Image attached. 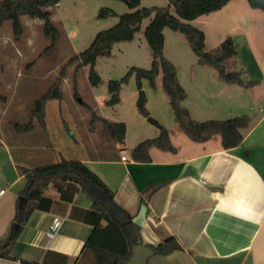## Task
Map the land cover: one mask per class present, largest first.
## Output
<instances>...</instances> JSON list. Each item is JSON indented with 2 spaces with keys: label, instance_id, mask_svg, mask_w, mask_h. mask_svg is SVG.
Segmentation results:
<instances>
[{
  "label": "crops",
  "instance_id": "crops-1",
  "mask_svg": "<svg viewBox=\"0 0 264 264\" xmlns=\"http://www.w3.org/2000/svg\"><path fill=\"white\" fill-rule=\"evenodd\" d=\"M228 2L189 22L208 24L206 18L221 12ZM237 27V35L230 36L237 51L232 68L240 69L243 82L254 81L252 85L226 82L218 74L204 71L203 66L209 65L199 63L200 71L187 74L184 84L176 67L178 81L186 91L182 104L196 120L246 114L241 106L243 90L258 88L257 93L264 94L262 28L252 35L247 27L240 24ZM204 35L206 43L205 32ZM248 66L254 69L249 76ZM159 81L160 85L156 76L155 85L151 86L147 79H142L141 85L148 113L167 129L174 150L152 146L148 160L133 158L130 153L133 146L128 147L125 141H110L87 127L77 130L75 122L72 124L78 137L76 144L64 140L68 149L63 152L56 140L64 134L63 127L61 122L55 123L56 126L49 123L46 108L43 124L34 119L30 131L19 133L12 129L0 133V189H3L0 238L11 232L16 200L26 182L21 167L31 169L63 158L79 159L113 191L115 202L131 219L141 204L146 206L141 226L131 220L128 223L123 217L120 223L103 218L94 229L90 223L69 216L73 206L91 208L87 194L76 189L67 201L60 198V192L50 183L43 192L52 197V205L48 210L31 212L11 245L1 251L7 256L0 255V264H43L47 251L64 254V264H97L98 250L105 253L102 264H124L136 240L156 245L171 236L180 248L167 254L151 252L145 264H264V126H260L264 114L255 122L247 114L249 127L243 132L241 143L234 147L223 148L218 134L196 142L175 127L172 112L171 119L165 112L164 95L158 88L161 75ZM252 90L250 94L255 96V89ZM212 92L218 97H212ZM158 101L164 109L161 117L157 112ZM258 111L264 112V108L259 107ZM149 126L139 120L135 136L140 140L146 133L154 137L158 128ZM65 187L66 184L62 188ZM54 216L61 222L56 233L49 237L47 230ZM49 264L62 263L52 255Z\"/></svg>",
  "mask_w": 264,
  "mask_h": 264
},
{
  "label": "trees",
  "instance_id": "trees-1",
  "mask_svg": "<svg viewBox=\"0 0 264 264\" xmlns=\"http://www.w3.org/2000/svg\"><path fill=\"white\" fill-rule=\"evenodd\" d=\"M58 1L0 0V26L4 21L10 20L13 36L18 39L23 32L21 15L40 18L43 20V34L50 41L47 47H50L55 43L58 30L50 19V12L46 7L54 6ZM120 1L124 2L130 10L118 15L109 8H103L104 13L117 16V22L97 31L90 44L78 54L73 55L69 61H76L77 67L89 65V81L91 85H97L99 75L94 69L96 58L101 55H108L115 42L131 40L140 28L142 20L149 18L143 34L150 51V66L148 68L132 66L120 78L109 80L107 87L109 97L106 102L110 105L116 104L119 101V91L122 84L126 83L130 75L134 74L137 87L136 109L143 117L149 116L146 108V95L142 89L141 80L147 79L150 85L154 86L155 78L160 74L161 88L167 96L173 122L188 138L196 142H203L212 135L218 134L223 148H231L240 144L243 139V132L249 127L247 115L240 114L228 118L205 120L192 118L189 110L182 104V101L186 98V91L178 81L176 66L163 52L164 35L162 31L164 27H168L171 30L183 33L187 43L196 55L197 62L215 68L222 80L244 86L252 85L254 81L243 82L240 69L229 68L237 54L232 38L228 36L221 40L217 46L206 49L204 32L189 22L202 14L220 9L229 0H168L166 6L151 7L140 6L141 0ZM247 2L250 7L264 11V0H247ZM62 75L63 68L48 88L33 100L29 118L26 122L12 123V129L15 132L30 131L33 128L34 119L43 124L46 101L60 99L62 96L59 87ZM74 95L78 96V93L75 91ZM81 103L89 110L87 127L90 132L97 131L102 137L113 142L121 143L124 141L126 127L123 121H110L98 115L89 104L84 103L82 100ZM156 126L158 133L154 137L140 140L130 149L133 158L148 160L147 153L152 146L166 151L174 150L167 129L158 122H156ZM21 172L24 174L26 182L16 200V211L11 232L5 238H0V255L2 256H7L1 251L11 245L31 212L35 209L48 210L52 205V197L43 192V189L50 183L60 192V198L67 201L72 199L76 189H80L87 194L91 200V208L82 209L73 206L69 216L90 223L94 229L99 226L100 220L103 218L109 220V222L120 223V217H123L128 223H131L129 213L115 202L113 191L79 159L63 158L58 162L31 169L21 167ZM65 184L66 187L63 189L62 187ZM15 225H18L17 230H15ZM124 233L128 239L132 240L127 232ZM137 242H140V240H136ZM147 246L153 254H167L180 248L179 243L172 236L156 245ZM52 255H56L57 259L64 264L66 256L53 251L46 252L43 264H49ZM104 255L103 251L98 250L95 252L97 264H102L105 259Z\"/></svg>",
  "mask_w": 264,
  "mask_h": 264
},
{
  "label": "rangeland",
  "instance_id": "rangeland-1",
  "mask_svg": "<svg viewBox=\"0 0 264 264\" xmlns=\"http://www.w3.org/2000/svg\"><path fill=\"white\" fill-rule=\"evenodd\" d=\"M167 4L168 0H141L140 2V6L146 7L166 6ZM103 8H109L118 15L130 10L120 0H59L56 5L46 7L50 12V19L58 30L55 43L50 47H47L50 41L43 34V20L40 18L21 15L23 32L18 39L13 36L10 20L1 24L0 133L11 131L13 122L24 123L28 120L33 100L48 88L62 68L63 75L59 83L62 96L60 99L47 100L45 108L49 123L55 125V123L61 122L64 134L56 140L63 152L68 149L65 141L74 145L76 144L75 139L78 138L72 123H76L77 130L87 127L89 110L77 100V97L92 106L100 116L119 121L124 120L127 124L124 141L128 147H132L140 141L135 136L138 132L139 120L150 125L151 129H157L155 124L149 123L146 120L147 117L140 115L136 109L137 87L134 74L130 75L126 83L122 84L119 101L113 105L106 102L109 97L107 88L109 80L120 78L132 66L144 68L150 66V51L143 34L149 18L142 20L140 28L131 40L115 42L108 55L96 58L94 69L99 75L97 85H91L89 81V65L77 67L76 61H69L73 55L78 54L90 44L97 31L117 22L118 17L104 13ZM171 11L173 12L172 9ZM206 20L209 22L208 24L192 22L205 32L206 49L217 46L221 40L228 36L237 35L238 24L244 28L247 27L252 35L260 33L259 30L262 28L261 35H264V11L250 7L247 0H230L221 12L211 14ZM162 32L164 55L179 69V79L186 84L187 74L194 70L196 73L200 71V68H197L196 55L183 33L168 27H164ZM229 68H232V64ZM203 69L211 71L215 75L218 74L213 67L203 66ZM253 72L254 69H249L248 66L246 75L249 76ZM157 78L159 83L160 74L157 75ZM158 88L164 95L162 101L165 112L171 119L167 96L161 86ZM252 89H255V96L250 94ZM252 89L243 90L241 106L243 107L242 113L250 114L255 122L264 114V112L258 111L259 107L264 108V94H258V88ZM75 91L78 96L74 95ZM210 94L212 97H218L217 93ZM156 104L158 116L161 117L164 109L159 101ZM149 116L152 115L149 114ZM260 126H264V122ZM146 134L143 139L152 136Z\"/></svg>",
  "mask_w": 264,
  "mask_h": 264
},
{
  "label": "water",
  "instance_id": "water-1",
  "mask_svg": "<svg viewBox=\"0 0 264 264\" xmlns=\"http://www.w3.org/2000/svg\"><path fill=\"white\" fill-rule=\"evenodd\" d=\"M77 100L81 103V99L79 97H77ZM146 120L151 124H156V120L152 116H147ZM145 213L146 206L141 204L137 214L132 217L131 221L138 226L143 225ZM17 228L18 225H15V230H17ZM150 253V248L144 243H134L131 246L130 256L124 264H145L146 258Z\"/></svg>",
  "mask_w": 264,
  "mask_h": 264
},
{
  "label": "built area",
  "instance_id": "built-area-1",
  "mask_svg": "<svg viewBox=\"0 0 264 264\" xmlns=\"http://www.w3.org/2000/svg\"><path fill=\"white\" fill-rule=\"evenodd\" d=\"M2 192H3V189H0V193H2ZM60 222L61 221H60L59 217L54 216L52 218V221H51L50 225L48 226V230H47V235L49 237H52L56 233V231L58 230V227L60 226Z\"/></svg>",
  "mask_w": 264,
  "mask_h": 264
}]
</instances>
